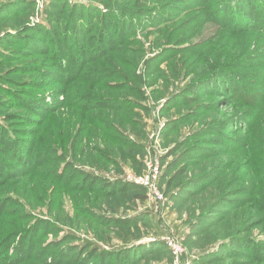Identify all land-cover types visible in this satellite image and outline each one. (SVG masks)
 Masks as SVG:
<instances>
[{
    "label": "rangeland",
    "instance_id": "obj_1",
    "mask_svg": "<svg viewBox=\"0 0 264 264\" xmlns=\"http://www.w3.org/2000/svg\"><path fill=\"white\" fill-rule=\"evenodd\" d=\"M216 1L0 0V264H264V30Z\"/></svg>",
    "mask_w": 264,
    "mask_h": 264
},
{
    "label": "trees",
    "instance_id": "obj_2",
    "mask_svg": "<svg viewBox=\"0 0 264 264\" xmlns=\"http://www.w3.org/2000/svg\"><path fill=\"white\" fill-rule=\"evenodd\" d=\"M231 1L230 0H217L216 1V8H215V10L214 9L212 10V14L214 16L213 17L214 21H218V23H220L221 27H223V28L227 27V25L225 23H227V21H230L234 24L233 30L234 29L242 30V29H245L247 26H251V27L254 26V27H258L259 29L264 30V0H233L232 2ZM107 4H105V5H107ZM62 6H63V8L57 7V9H59L61 12L67 11L71 7L68 2L63 3ZM55 8L56 7H53L52 10H54ZM121 8H122L121 6H118L117 9L114 10L113 13L116 14L118 12V14H119V10H121ZM69 11H70V9H69ZM228 13H230V17L228 16ZM246 16L253 17L254 22H250V21L242 22L240 20V18H244V17L246 18ZM235 17L237 18V20L239 19L240 22H239V20L237 21ZM257 17H258V20H257ZM83 20H84L83 21L84 24L90 25L92 23L91 19L89 17H87L86 19H83ZM236 22H238V23H236ZM41 34L44 35L43 31H41ZM49 34H53V33L52 32L51 33H49V32L45 33L46 36H48ZM78 40L80 42V40H84V39L79 38ZM82 44H83V42H81L80 45H82ZM83 46H86L85 42H84ZM64 47L65 46L58 47L59 49L57 51H55L53 58L55 59V61H57L56 63L59 64L60 68L62 67V69H63L62 75H63L65 82H70V81L78 78L81 74H83L85 61H90L89 58L91 56H94V54L97 53V51L99 50V48H98L99 46L97 47V49L90 52V55H89L90 57H86V54L83 53L82 51H80L79 48L73 49L72 51H74V54L71 55L74 57V58H71L73 60V63L66 64L63 67V61H62L63 60V54L66 53V52H64ZM77 50H78V52H76ZM69 54H71V53H69ZM33 98H34V101L36 103L38 102L37 99H41V97L38 95H34ZM45 104L49 105L50 103L47 102ZM7 130H8V128H6L4 126V124L2 122H0V134L2 135L4 133H7ZM8 136L10 138L9 141L11 143H13V145H15V143H16L15 136H13L12 133ZM21 149H19V150H21ZM26 153L28 155V152H26L22 149L21 154H18V155H19V157L24 159ZM34 153L37 154L36 152H34ZM40 156L41 155H39L38 157H40ZM50 157H51V155H49V153H48V154H43L42 159L40 158V159H35V161H29L26 164L27 170H24L21 173H24L26 171L27 172L30 171V173L31 172L36 173L38 171V169L41 168V166H40L41 163H46V162H49V160H52V158L50 159ZM22 159H20V160L22 161ZM1 163H3V162L0 160V164ZM3 166L5 167V164H3ZM0 167H1V170L3 172V173H1L2 175H5V174L8 175V174L12 173L9 170L5 171V168L3 169L2 166H0ZM17 170H19V169L17 168ZM2 183H3V181L0 178V184H2ZM6 198L9 201H11V203L15 202L13 200L14 198H12V196H7ZM7 199H5V200H7ZM1 200L3 202L5 201L4 199H1ZM8 200H7V202H8ZM3 213L5 214V211Z\"/></svg>",
    "mask_w": 264,
    "mask_h": 264
},
{
    "label": "built area",
    "instance_id": "obj_3",
    "mask_svg": "<svg viewBox=\"0 0 264 264\" xmlns=\"http://www.w3.org/2000/svg\"><path fill=\"white\" fill-rule=\"evenodd\" d=\"M137 180H138V183H141V184H145L147 182V180H144L142 178H139ZM168 244H169V246H172V245H170L171 243H168Z\"/></svg>",
    "mask_w": 264,
    "mask_h": 264
}]
</instances>
